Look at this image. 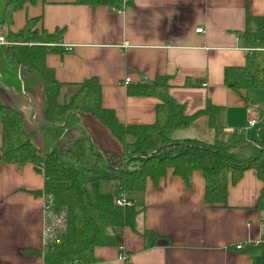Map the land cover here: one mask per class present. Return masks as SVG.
<instances>
[{"label": "crops", "instance_id": "1", "mask_svg": "<svg viewBox=\"0 0 264 264\" xmlns=\"http://www.w3.org/2000/svg\"><path fill=\"white\" fill-rule=\"evenodd\" d=\"M247 16L264 17V0H125L124 6L118 1L115 7L39 0L15 12L10 26L1 23L0 38L6 42L8 33H18L31 19H38L39 33L61 32L52 45L57 52L45 57L46 67L61 84L60 104L77 85L96 79L102 108L112 111L118 124L150 126L160 102L128 92L168 77V94L187 116L210 103L221 109L218 123L224 128V140L240 131L251 141L264 137V92L235 93L223 81L225 69L244 66L249 45L240 35ZM198 29L202 33H196ZM41 101L38 95L34 103L42 113ZM80 116L90 133L92 124L94 130L95 124L100 127L90 117ZM252 120L255 125L247 127ZM77 125V117L69 115L67 129ZM100 128L101 133L95 132L97 147L118 155L120 145ZM196 128L204 135L198 136ZM41 130L48 137L43 133L31 141L45 153L56 141L51 128ZM82 133L78 128L73 135L78 138ZM171 139L211 144L215 136L201 117L174 130ZM43 185V177L30 165H0V264H42L37 254L44 248L47 226ZM204 188L199 172H193L186 185L168 171L155 185L147 181L142 192L128 197L124 196L128 192H120L139 211L137 234L128 228L119 236L110 233L105 245L94 249L91 264H258V253L236 250L237 245H256L264 239V199L258 207L262 184L255 172L245 171L228 186L225 206H208ZM144 231L157 236L153 245L140 236Z\"/></svg>", "mask_w": 264, "mask_h": 264}, {"label": "trees", "instance_id": "2", "mask_svg": "<svg viewBox=\"0 0 264 264\" xmlns=\"http://www.w3.org/2000/svg\"><path fill=\"white\" fill-rule=\"evenodd\" d=\"M38 1L0 0V7L5 5L2 26H10L15 12ZM73 1L76 5L90 7L118 6L117 0ZM37 22L38 19L27 20L18 33H8L5 41L11 45L3 46L1 50L10 66L24 68L38 79L43 96V121L61 125L68 114L88 116L122 148V158H119L99 147L97 150L98 145L92 144L85 133L76 139L61 141L63 130L51 128L56 142L49 151L41 153L26 133L22 117L0 102V165L32 166L43 177L41 195L50 197L48 211L62 223L52 231L51 238L37 254L42 264H91L94 249L105 245L110 233L119 236L128 228L137 234L139 211L134 206H116V197L101 193V181L116 182L120 192L138 193L144 190L147 181L155 185L168 171L186 185H189L192 173L199 172L205 184V203L221 207L225 206L228 186L235 184L245 171L253 170L262 184L259 207L264 199V137L248 141L240 131H234L224 140V128L218 123L221 109L207 103L203 110L187 116L184 107L168 94V77H158L152 83L128 92L151 96L160 102L155 110V123L150 126L118 124L114 113L102 108L101 90L96 79L77 85L67 102L60 104L61 84L46 67L45 57L57 52L52 45L58 42L61 32L39 33L35 28ZM240 36L248 43L249 51L243 67L224 70V86L235 93L264 92V17L247 16L246 28ZM201 117L207 119L214 131L213 143L172 141L174 130L188 127ZM155 151L157 153L151 155ZM88 156L94 158L91 168L85 167ZM125 162L126 169L120 171ZM46 223L50 224L48 218ZM140 236L148 246L157 240L154 233L147 231ZM240 250L258 253V264H264V239Z\"/></svg>", "mask_w": 264, "mask_h": 264}, {"label": "water", "instance_id": "3", "mask_svg": "<svg viewBox=\"0 0 264 264\" xmlns=\"http://www.w3.org/2000/svg\"><path fill=\"white\" fill-rule=\"evenodd\" d=\"M4 7V4L0 7V25L2 23ZM38 83L39 81L34 73L29 72L24 68L11 67L0 50V102L22 117L23 127L31 140H34L35 142V135L38 136L43 133L48 137L46 132L41 130L45 127L63 130L60 137L61 141L73 140L76 139L73 134L76 133L79 128L84 131L90 142L93 144L88 133L89 131L83 125L82 118L78 113H74L78 119V125L69 129H67V124L70 114L66 116L64 123L61 125L49 124L43 121L41 116L42 113L37 110L34 103L36 96L40 95L43 111L42 90L40 85L38 86ZM28 113L29 115H27ZM156 153L157 151L151 155ZM125 169L126 164L123 163L120 171H124Z\"/></svg>", "mask_w": 264, "mask_h": 264}, {"label": "built area", "instance_id": "4", "mask_svg": "<svg viewBox=\"0 0 264 264\" xmlns=\"http://www.w3.org/2000/svg\"><path fill=\"white\" fill-rule=\"evenodd\" d=\"M121 3V5L124 6V3H125V0H117ZM196 33L200 34L202 33V30L201 29H198L195 31ZM3 45H7L6 42L3 41L2 38H0V46H3ZM8 45H11V44H8ZM126 84L128 83V80L125 81ZM255 125V121H249L247 123V127H253ZM51 204V200H50V197H46L44 198V203H43V213H44V216H45V220L48 218L50 220V224L46 226V229L43 233V236H42V241H43V245H45L48 240L51 238L52 236V231L61 226V220L60 219H56L54 218L53 216H51L50 212L48 211V207L49 205ZM114 204L118 207H131V203L126 201L125 199L123 198H115L114 199ZM243 248V245H237L236 246V250H240ZM121 260L123 261H126L127 258L126 256H121L120 257Z\"/></svg>", "mask_w": 264, "mask_h": 264}, {"label": "rangeland", "instance_id": "5", "mask_svg": "<svg viewBox=\"0 0 264 264\" xmlns=\"http://www.w3.org/2000/svg\"><path fill=\"white\" fill-rule=\"evenodd\" d=\"M260 94L262 95V93H260ZM262 112H264L263 109H262ZM95 127L96 128L94 130V126L92 124L91 128H92V131H93L94 135H93V133H90V132H88V133L90 135V138H91L93 144L95 143L97 145L98 144V139H97V136H96L95 132L101 133L100 130H99L101 128L98 127L96 124H95ZM196 134H198V136L199 135L203 136L204 132L202 130H200V128H196ZM129 141H131V139H129ZM119 151H120V153L118 155L115 154L114 152H111L110 154L114 155V156H118L119 158H122L121 157V152H122V148L121 147H120ZM93 163H94V158L92 156H88L86 158V161H85V167L86 168H91ZM125 164H127V162H125ZM132 168L134 169V168H136V166L135 167H131L130 169H132ZM103 174H107V172L103 171ZM100 191L103 194H109V195H111L113 197H116V198H123V197H121L122 195L120 194V191L118 189V184L116 182L101 181L100 182ZM128 195H129V193L128 194L127 193L124 194L125 197H128Z\"/></svg>", "mask_w": 264, "mask_h": 264}]
</instances>
